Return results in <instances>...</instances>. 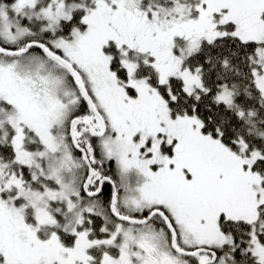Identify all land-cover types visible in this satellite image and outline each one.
I'll list each match as a JSON object with an SVG mask.
<instances>
[{"label":"snow or ice","instance_id":"obj_1","mask_svg":"<svg viewBox=\"0 0 264 264\" xmlns=\"http://www.w3.org/2000/svg\"><path fill=\"white\" fill-rule=\"evenodd\" d=\"M0 264H264V0H0Z\"/></svg>","mask_w":264,"mask_h":264}]
</instances>
